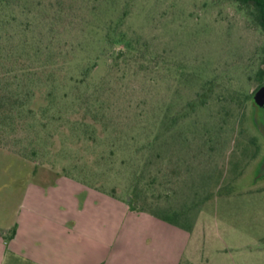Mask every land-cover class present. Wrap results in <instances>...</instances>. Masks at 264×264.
Returning a JSON list of instances; mask_svg holds the SVG:
<instances>
[{"label":"rangeland","instance_id":"374dc122","mask_svg":"<svg viewBox=\"0 0 264 264\" xmlns=\"http://www.w3.org/2000/svg\"><path fill=\"white\" fill-rule=\"evenodd\" d=\"M262 69L234 0H3L0 224L65 176L198 225L195 264H264Z\"/></svg>","mask_w":264,"mask_h":264},{"label":"crops","instance_id":"0c3cea01","mask_svg":"<svg viewBox=\"0 0 264 264\" xmlns=\"http://www.w3.org/2000/svg\"><path fill=\"white\" fill-rule=\"evenodd\" d=\"M32 179L0 224V264H195L198 225L188 232L69 177Z\"/></svg>","mask_w":264,"mask_h":264},{"label":"trees","instance_id":"16d2710c","mask_svg":"<svg viewBox=\"0 0 264 264\" xmlns=\"http://www.w3.org/2000/svg\"><path fill=\"white\" fill-rule=\"evenodd\" d=\"M234 1L238 2L240 5L250 6L255 11V14H256V17H257L258 24H259L260 28L264 31V0H234ZM2 2H3V0H0V5L2 4ZM122 40H123V38H122ZM118 42H121V40H119ZM263 76H264V69H262L260 71V77H263ZM1 99H3V98H1ZM18 107L23 108V105L22 106H18ZM13 108H14V106H13ZM5 118H10V117H5ZM128 204H129L131 210L136 211L134 209V207L131 206L130 202H128ZM141 212H146V211H141ZM148 213H151V212H148ZM151 214H153L156 217H158L160 219H163L164 221H167V222H169V223H171L173 225L185 228V229H187L189 231L193 230V227L192 228L184 227L181 224H179L178 222H176L174 220H171V219H169L167 217H161V216L156 215L154 213H151Z\"/></svg>","mask_w":264,"mask_h":264},{"label":"flooded vegetation","instance_id":"af4514ba","mask_svg":"<svg viewBox=\"0 0 264 264\" xmlns=\"http://www.w3.org/2000/svg\"><path fill=\"white\" fill-rule=\"evenodd\" d=\"M263 88L264 83L260 87V92ZM255 123L264 144V93L255 104Z\"/></svg>","mask_w":264,"mask_h":264},{"label":"water","instance_id":"95a60500","mask_svg":"<svg viewBox=\"0 0 264 264\" xmlns=\"http://www.w3.org/2000/svg\"><path fill=\"white\" fill-rule=\"evenodd\" d=\"M264 93V88L261 90V92L258 93L257 99L259 100L260 96Z\"/></svg>","mask_w":264,"mask_h":264}]
</instances>
